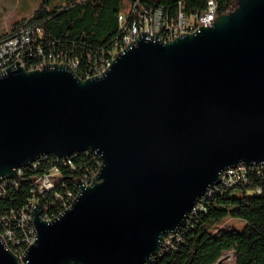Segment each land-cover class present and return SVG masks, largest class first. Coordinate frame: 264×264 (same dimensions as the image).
I'll list each match as a JSON object with an SVG mask.
<instances>
[{
  "label": "water",
  "instance_id": "water-1",
  "mask_svg": "<svg viewBox=\"0 0 264 264\" xmlns=\"http://www.w3.org/2000/svg\"><path fill=\"white\" fill-rule=\"evenodd\" d=\"M101 167L54 220L33 210L26 264H146L225 171L264 165V0L172 42L143 33L102 76L0 75V182L54 155ZM0 264H21L0 236Z\"/></svg>",
  "mask_w": 264,
  "mask_h": 264
},
{
  "label": "trees",
  "instance_id": "trees-1",
  "mask_svg": "<svg viewBox=\"0 0 264 264\" xmlns=\"http://www.w3.org/2000/svg\"><path fill=\"white\" fill-rule=\"evenodd\" d=\"M208 1L68 0L64 5L50 8V0H45L31 16L2 33L0 40L14 36L27 26H39L44 31L46 51L65 52L79 59L81 75L91 65L88 56L110 50L121 35L120 14L130 22L135 6L137 13L161 9L175 21L180 9L186 15L195 14L206 10ZM215 1L218 15L223 16L234 12L240 0ZM70 160L72 166L48 155L39 160L36 168L23 169L18 186L6 187L4 196L0 197V219L20 212L33 198L38 201L42 217L59 216L68 199L67 192L78 194L79 184L93 181L102 164L100 157L92 152L77 154ZM53 167L61 172L56 187L40 194L36 180ZM258 188L261 193H257ZM197 207L173 238H165L161 255L146 264H219L227 253L234 257L233 264H264V175H253L245 185H218ZM227 218L241 219L246 225L242 231L221 229ZM14 223L10 222L11 227H15Z\"/></svg>",
  "mask_w": 264,
  "mask_h": 264
},
{
  "label": "built area",
  "instance_id": "built-area-1",
  "mask_svg": "<svg viewBox=\"0 0 264 264\" xmlns=\"http://www.w3.org/2000/svg\"><path fill=\"white\" fill-rule=\"evenodd\" d=\"M132 16V21L128 22L124 14L119 15L118 20L121 35L116 39L110 50H102L96 55H89L88 58L91 65L87 70L82 72L81 75H79L81 67V61L79 59L70 57L65 52H47L44 48V31L39 26H27L14 36L0 40V75L5 74L8 69L23 68L26 71H39L49 65L59 64L69 66L82 80L91 79L96 76L104 75L111 68L119 53L136 43L143 33H146L149 39H154L157 36L164 42H172L179 36L195 34L201 28L212 27L219 17L218 6L215 0H209L206 10L195 14L186 15L180 9L175 21L171 18L169 13H164L161 9L151 13L147 10L137 13L136 6L132 10ZM44 157L46 156L41 158ZM58 159L62 160L65 165H73L70 158L66 160ZM39 160L31 166L36 168L39 164ZM23 169L18 171V175L15 179L0 182V197L4 196L6 187L18 186L17 180L19 176H21ZM97 174H95L93 180ZM253 175H264V165L247 166L242 164L237 168L228 169L223 173L220 185H245L249 183ZM60 176L61 172L59 168L53 167L48 173L43 174L36 180L37 191L40 194H44L54 190ZM83 183L85 185H90L92 181L85 180ZM257 193H261L260 188L257 189ZM67 195L68 199L65 200L66 202L64 203L63 210L59 215L71 207L78 194L75 195L68 191ZM58 198L60 197L58 196ZM36 207L39 208L38 201L33 198L20 212H12L7 218L0 219V236L7 250L11 251L21 264H26L24 259L27 255V251L36 240V231L32 216L33 210ZM197 208L196 206L191 214L195 212ZM57 217L58 216L52 218L46 215L42 217V219L50 222ZM12 220L15 222V227H11L10 225ZM176 234L167 237L173 238Z\"/></svg>",
  "mask_w": 264,
  "mask_h": 264
},
{
  "label": "rangeland",
  "instance_id": "rangeland-1",
  "mask_svg": "<svg viewBox=\"0 0 264 264\" xmlns=\"http://www.w3.org/2000/svg\"><path fill=\"white\" fill-rule=\"evenodd\" d=\"M68 0H50L49 7L54 8L67 3ZM45 0H0V35L12 26L32 15V13ZM238 193H241L239 190ZM245 221L236 218H227L220 226L221 229H236L242 231L245 227ZM234 257L231 253H227L219 264H233Z\"/></svg>",
  "mask_w": 264,
  "mask_h": 264
}]
</instances>
